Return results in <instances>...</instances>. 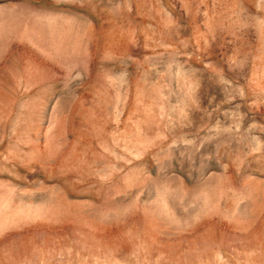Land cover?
Here are the masks:
<instances>
[{
  "label": "rangeland",
  "instance_id": "obj_1",
  "mask_svg": "<svg viewBox=\"0 0 264 264\" xmlns=\"http://www.w3.org/2000/svg\"><path fill=\"white\" fill-rule=\"evenodd\" d=\"M0 264H264V0H0Z\"/></svg>",
  "mask_w": 264,
  "mask_h": 264
}]
</instances>
